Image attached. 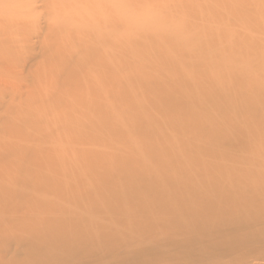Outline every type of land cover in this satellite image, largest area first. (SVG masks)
<instances>
[{
	"label": "rangeland",
	"instance_id": "obj_1",
	"mask_svg": "<svg viewBox=\"0 0 264 264\" xmlns=\"http://www.w3.org/2000/svg\"><path fill=\"white\" fill-rule=\"evenodd\" d=\"M186 1L143 0L141 4L157 6L167 14L176 8H185ZM228 2L225 0V3L208 7L197 4L198 9L188 14L205 10L218 17L215 20L210 16L205 22L216 26L217 32H228V44L235 48L228 55L231 57L245 49V43L238 37L239 32L242 35L245 31L247 36L251 33L250 39L254 37L255 40L254 43L252 41L253 46L264 42V36L258 34L259 28L264 29V0ZM242 2L244 8L239 6ZM236 3L244 13L232 11L227 14L229 6ZM99 6L93 5L94 8ZM57 13L68 15L66 31L55 28L64 20L58 19ZM93 14L88 0H0V168L5 167L14 174V177L1 182L0 264H264V89L259 95L255 93L254 98H241V90L253 82L252 75L264 68V57L257 62L252 60L253 67L241 73L240 78H236L240 69H231L233 78L227 90L232 99H223L222 93L214 90L212 94L206 84L179 82V76L176 81L172 77L174 69L169 68V64L155 65L143 57L123 61L128 65L125 67H120V63L115 65L113 91L122 89L119 79L130 82L129 76L134 78V83L145 81L143 88L148 87L142 90L137 84H132L119 93L113 92L115 98L123 97L121 103L116 104L105 93H91L76 84L69 87L70 92H62L60 82L65 77V71L60 65L68 61L64 58L76 47L79 28L93 22ZM7 16L14 20L6 22ZM138 17L123 18L120 22L122 28L127 29ZM217 32L212 38L218 35ZM64 33L73 34L66 36ZM117 38L123 39L120 36ZM47 44L54 49H48ZM56 53H61L59 55L63 57L60 65L53 60ZM168 53L166 49L156 51L160 56H167ZM200 53L194 70L208 72L209 66H204L201 61L211 55L204 51ZM118 54L115 53L114 57ZM90 67L84 66L76 73L86 77ZM165 84L172 85L171 91L175 93L194 98L195 104L200 102L197 98L200 91H204V100L213 98L216 93V97L224 102L212 113L205 110L188 115L183 97L167 96L163 88ZM154 87L158 89L154 91ZM128 95L130 100L126 98ZM44 97H50L57 103L64 102L63 97L72 102L82 97L93 98L95 106L105 104L97 114V120L103 126H95L91 131L83 129L80 125L88 126L95 122L91 116L83 117L80 125L74 124L72 129L76 137L72 141L74 147L61 146L62 141L46 146L53 141L49 138L56 126H51L42 117L31 123L29 118H25L23 123L17 118L22 114L19 111L31 104H39ZM168 107L177 109L174 114L185 116L186 125L177 130L168 128L169 124L164 126L168 129L153 126L145 132L125 129L128 123L122 114H131L130 122L134 126L145 124L146 120L168 110ZM65 131L59 130L56 135L62 140ZM109 131H119L120 134L110 136ZM25 135L30 139H23L24 144L39 140L43 142L38 147L43 146L30 154L32 159L22 163L17 156L6 154L11 151L6 142L14 136ZM112 138L130 142L132 153L138 149L135 155L129 154L124 158V162L128 163L125 174L136 170L145 160L149 167L146 173H150L148 180L153 187L140 198L119 195L101 205L91 202L93 197L87 195L86 190L94 183L88 178H94L93 174L97 171L95 165L101 163L99 157L109 146L114 147ZM160 138H165L164 142H159ZM151 139L155 142L145 148L144 142ZM64 140L69 141V138ZM77 141L90 152L80 154ZM221 152L236 156L227 164L223 159H214ZM47 155L54 159V164L44 169L36 164V157L47 158ZM68 161H71L70 167L64 174L69 178L63 181L60 177L64 167L62 163ZM250 168L252 172L253 169L258 172L257 177L248 173ZM31 169L29 187L26 186L23 191V183L17 188L16 180H21L22 173ZM4 173L0 170L1 178ZM127 178L129 181L124 182L129 185L131 178ZM16 188L18 196L13 194ZM6 190L11 191V196H7ZM68 200L72 205L67 203ZM77 200L92 204L78 205ZM28 201L30 205H25ZM77 206L79 209H76ZM137 209L142 213L135 214L132 220L127 218V214L137 213ZM77 210L100 222L94 228L69 236L51 234L45 238L46 242L30 243L18 236L32 235L36 229L39 230L36 225L51 220L52 214L58 216V212ZM109 211L115 215L105 217ZM192 213L196 217L193 222L200 223L197 228L200 232L187 235L190 229L188 223L194 218ZM166 223L176 225L185 233L178 232L160 239V232L163 231L160 224ZM32 237L37 240L36 236ZM162 257L174 259L162 261Z\"/></svg>",
	"mask_w": 264,
	"mask_h": 264
},
{
	"label": "bare ground",
	"instance_id": "obj_2",
	"mask_svg": "<svg viewBox=\"0 0 264 264\" xmlns=\"http://www.w3.org/2000/svg\"><path fill=\"white\" fill-rule=\"evenodd\" d=\"M142 1L143 0H103V2H100V0H88V4L92 5V8L94 10L92 18L93 22L86 23L84 26H81L79 28L80 35L77 44L75 43L76 47H74L73 50H70L67 58H64V60L68 61L60 65L63 61V57L59 55L61 53H56V56L53 58L54 62L59 64L65 71L63 73L65 77L60 82V85H62L60 91H65L68 93L70 92L69 87L72 84H76L78 87L86 88L91 93H93L94 91H98L97 93H105L109 96L108 98L110 100H113L116 104L121 103L124 100L123 97L120 96L118 98H115L113 96V92L119 93L125 87L131 86L132 84H137V86L142 90L147 89L148 87L143 88V84L145 83V81L138 80L136 83H134V78L129 76L128 80L130 82H125L123 78L119 79L118 83L119 85H122V89L113 91L112 83L116 82L114 79L116 69L115 65L120 63V67H125L128 65L124 62H129L143 57L144 60H149L155 65L169 64V68L174 69L172 77L176 78V81L177 76H179L181 79L179 82L189 83L191 81H194L198 84H206L212 94L214 93V90L216 93L221 92V95L224 96L223 99H232L227 90V87L230 88L231 86L229 84L231 81L230 79L233 78L231 69L233 67L240 69L238 74L236 72V78H240L242 76L241 73L248 72L249 69L253 67L252 60L257 62L264 57V42L259 46H253L252 41L253 43L255 42V40L253 39L254 37L250 39L251 33L247 36L245 31L242 32V35L240 34V32L238 33V37L241 39V42L245 43L244 51L239 52L237 55L231 57L228 56L231 54V51L235 49L230 44H228V32H217L216 26H209L205 22V19L210 16H213L215 20L218 17L206 12L205 10L199 13L195 12L188 14L189 12L198 9L196 7L197 4L208 7L211 5H216L219 2L225 3V0H187V5L185 6V8H176L173 12L166 11L167 14H165L164 11H161V9H158L157 6L152 7L146 4L142 5ZM228 1H232L234 3L236 2V0ZM93 5L100 6L98 8H94ZM239 6L241 8H244V2H242ZM239 6L237 3L234 6H229L230 10L227 14H230L232 11L235 13L237 11V13H239L240 11L244 13L243 9L239 8ZM57 14L58 19L64 20L61 23L57 24L55 28L59 27V31L61 29H64L63 31H66V26L69 20L68 15L59 13ZM227 14H225L224 17H226ZM132 15H135V17H138L139 15V17L137 20H135V23L131 24L127 29L122 28V23H120L121 20H123V18H129ZM11 20L14 19L9 16L6 17V22H9ZM215 31L218 35L212 38L216 34ZM116 32H119V34H115ZM72 34L73 33H64V35L66 36H70ZM258 34L264 36V29L259 28ZM118 36L123 37V39H116V37ZM48 49L52 50L54 48L48 45ZM160 49L169 50L167 56L157 55L156 51ZM202 51H204L208 55H211L209 58H206L204 62L201 61V64H203L204 66H209L208 72L194 70V68L198 66L197 64L199 62L197 63V58ZM117 52L120 54L114 57V54ZM261 63L262 61L258 62V65H260ZM87 65H91V67L89 70L90 73L87 74L86 77L80 73H76L78 69ZM135 77H137V75H135ZM252 79L253 82L249 85V87L241 90V95H243L241 96V98L243 100L249 97L254 98L256 97V94L259 95L260 91H263L264 68L261 70V72L252 75ZM154 88V91L158 89V87ZM163 88L166 90L165 94L169 97L173 95L183 97L184 103L186 105L184 109H188V115L200 114V112L205 110H208L209 113H212L213 111L218 110L217 107H222L219 104H222L224 102L223 99H219L216 97V93L214 94L213 98L204 100L202 97L204 91H200L197 94V98L200 99V102L199 104H195L194 98L185 94L181 95L179 93L171 91L172 85L165 84ZM64 97H66L65 93ZM64 97V102L62 103L51 101L50 97H44V99H41L42 101L39 104H31L32 106L26 107L22 109V111H19L20 113H22L17 117L20 118L18 119L19 122L23 123L25 118H29V122L31 123L34 122L36 118L41 119L42 117L43 120L48 121L51 126H56V129L49 138L53 139V141L48 142L49 139H47L46 141L48 142V144L46 146L53 145L54 143H60L62 141L61 146L65 144L67 147H74L75 143L72 141L76 139V137L72 129L73 127H75L74 124L80 125V122H82L81 118L83 117L91 116L95 119L94 124L88 126L80 125L83 129L91 131L90 129L95 126H103V124L97 120V114L100 112V107L104 106L105 104L101 105L100 107L95 106L94 104L96 101H93V98L90 97H82L77 102H72L71 100L66 101ZM126 98L130 100L129 95L126 96ZM70 99L75 98L71 97ZM114 102L112 103L113 105ZM65 104L66 106L62 107V105ZM118 111L121 112V110ZM176 111L177 109L168 107V110H163L159 114L153 115L152 119L146 120L145 124L143 123L134 126H132L130 122L132 117L131 114L122 115L125 116V118L123 119H125L128 123L125 129L131 128L135 131L137 129L145 132L153 126H159L153 128L168 129L172 127V130H177L179 129V127H183L184 125H186L187 120H185V116L173 113ZM173 122L176 123L175 126L172 125ZM166 124H169L171 126L165 128L164 126H166ZM67 126L69 127L67 128ZM59 130H66L62 135V140L56 135V132ZM107 133H109L110 136L117 135V133L120 134L119 131H115L114 133H111V131H109ZM25 138H27V140L30 139V137L27 135L19 137L14 136V138H9L10 141L6 142L8 148H11V151L7 152L6 154L9 156H17L21 159L22 163H24V160L27 161L31 158L30 154H33V152H35V149L38 148L39 150L43 146L41 144V147H38L39 143L43 142L38 140L35 141L36 143H28V145H30L29 147L28 145L24 144L23 139ZM66 138H69V141L64 140ZM164 140L165 138H160L158 141L164 142ZM112 141L114 147L109 146L110 148L108 150H110V152L106 153L108 150L104 151V153H102L99 157L101 158V163L95 165V170L97 171H95L93 174L94 178H88V180L92 179L94 183L87 189L88 191L86 190V194L90 195V197H93L90 198L93 199L91 202L95 201L100 203L101 205H104L105 203L107 204L111 200L116 199L115 197L119 195L125 197L132 196L140 198L141 196H144L150 188L153 187V183H149L148 180L150 173H146V171L148 170L147 168L149 167L147 165V161L145 160H142L141 166L138 165V168L136 170L130 171V174H125L128 169V163L124 162V158L129 154L135 155L138 149L136 148V151L132 153L133 149L132 151H130V142H128L127 140H116L115 138H112ZM152 142H155L154 139L144 142L146 145L145 148H148L147 146H150ZM76 145L78 147L77 150L80 152V154L86 155V153L90 152L89 148H84V146L81 145L78 141L76 142ZM171 154L173 155L174 152ZM47 156V158H41V156L39 158L36 157V164L44 169L52 167L54 164V159H51L49 155ZM218 156L219 157L214 159H223L228 164V161L231 162V158L235 157L236 155L232 156L231 153L225 154L221 152ZM262 156H264V154ZM146 159L149 160V157L146 156ZM60 162L61 161H59V164ZM69 162L71 161H68L66 164L64 162L62 163L65 167L61 169L60 173V177L63 181L69 178L64 174L70 167ZM0 170L5 172L4 177H0V183L3 180L6 181V179H9L11 176L14 177V174L11 173V171H9L7 168L3 167L0 168ZM251 170L252 168H250V171H248V173H253L252 176L257 177L258 172L254 169L253 172ZM31 173L32 169L25 170L22 173L24 176L21 178V180H16L17 188L24 183V191L26 186L29 185V181H31L30 178L32 179V177H29ZM41 173L44 174L43 172ZM228 176L232 177L231 175ZM127 177L131 178V184L129 185L124 182L125 180L129 181ZM109 182L112 183L110 184ZM1 187L2 183L0 185V189ZM5 192H8V197L11 196L9 193L11 191L6 190ZM16 192H13V194L15 193V196H18L19 194L18 192ZM11 202L14 203V201ZM67 203L70 204V201L68 200ZM77 204L91 205L92 203H90L89 201L77 200ZM25 205H30V202H26ZM76 209H79V206H77ZM58 213V216L52 214L51 220L47 221L46 223L36 225L38 226L39 230L36 229V232L32 233V235L18 236H22L24 239L26 238L30 243L40 241L46 242L45 238L51 234V236H53L54 234H60L62 237L69 236L74 233L85 232L87 229L94 228L96 226V223L100 222L95 217L84 216L79 210L75 212ZM141 213L142 212L137 209V213H129V215L127 214V218L132 220V218H135V214ZM114 215L115 213L109 211V213L105 217H113ZM210 216L211 215H209L208 218ZM192 217L194 218L188 223L190 229L187 232V235H195L196 233L200 232L198 231L199 229H197L199 228L200 223L198 224L193 222V220L196 218L193 213ZM160 226H162V228L160 229L163 230L160 232V239L178 232L180 234L185 233V231L179 230L176 225L170 223L160 224ZM1 231L2 230H0V232ZM20 234H22V232H20ZM32 236H36L37 240H34ZM172 259H174V257H162V261H169Z\"/></svg>",
	"mask_w": 264,
	"mask_h": 264
}]
</instances>
